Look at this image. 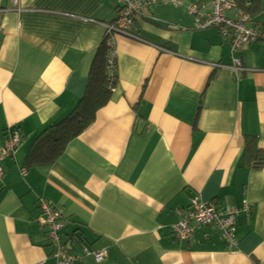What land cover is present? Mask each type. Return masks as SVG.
I'll return each instance as SVG.
<instances>
[{"label": "crops", "instance_id": "obj_1", "mask_svg": "<svg viewBox=\"0 0 264 264\" xmlns=\"http://www.w3.org/2000/svg\"><path fill=\"white\" fill-rule=\"evenodd\" d=\"M185 1L210 9V0ZM119 2L0 0V144L9 129L21 135L1 161L0 264H56L41 198L61 212L72 252L107 251L99 263L88 255L76 264H264V163L252 168L243 154L246 136L264 149V40L231 53L229 39L196 28L185 7L145 9L135 36L113 35L109 101L52 163L27 160L34 139L85 92L101 22ZM250 16L264 30V11ZM194 197L247 200L234 246L171 235Z\"/></svg>", "mask_w": 264, "mask_h": 264}, {"label": "built area", "instance_id": "obj_2", "mask_svg": "<svg viewBox=\"0 0 264 264\" xmlns=\"http://www.w3.org/2000/svg\"><path fill=\"white\" fill-rule=\"evenodd\" d=\"M16 3L17 0H12ZM117 14L113 21L101 22L104 35L107 36L109 50L107 54L108 67L114 70L116 65L113 35L121 33L135 36V21L145 9L160 4L170 3L185 7L195 17L196 28L216 27L222 36L230 41L231 53L248 42L264 40V30L251 23V16L242 7L236 5L233 0H210V9L204 10V5H198L185 0H119ZM163 51H168L162 46H155ZM233 68L240 69L241 64L233 60ZM21 140L17 128L7 131V136L0 144V176L2 174L1 161L13 155ZM23 174L24 169H21ZM39 207L43 218L45 237L52 246V256L56 264H76L85 256H93L99 263L106 258L107 251L104 248L93 249L83 247L80 252H72L66 242L63 241L61 230L64 226L61 212L53 203L45 198L39 199ZM251 209L246 199L240 206L234 204L219 203L214 200L203 201L196 197L191 198L181 217L170 225L171 235L178 240H208L215 236L221 239L227 247L236 244L235 236L236 215L241 210L248 213Z\"/></svg>", "mask_w": 264, "mask_h": 264}, {"label": "trees", "instance_id": "obj_3", "mask_svg": "<svg viewBox=\"0 0 264 264\" xmlns=\"http://www.w3.org/2000/svg\"><path fill=\"white\" fill-rule=\"evenodd\" d=\"M233 1L250 15L264 11V0ZM108 36H103L95 50L85 92L65 117L49 125L34 139L27 153V160L30 163H52L62 153L66 144L78 136L94 120L97 111L109 101L117 75L116 65L114 70L108 67ZM243 154L245 157L254 158L252 168H261L264 163V149L258 146L257 138L254 136L245 137Z\"/></svg>", "mask_w": 264, "mask_h": 264}, {"label": "rangeland", "instance_id": "obj_4", "mask_svg": "<svg viewBox=\"0 0 264 264\" xmlns=\"http://www.w3.org/2000/svg\"><path fill=\"white\" fill-rule=\"evenodd\" d=\"M185 2H187V3H188V2H190V1H185Z\"/></svg>", "mask_w": 264, "mask_h": 264}]
</instances>
